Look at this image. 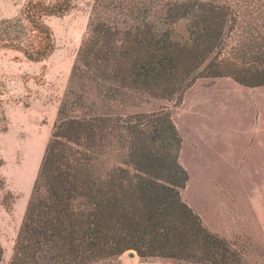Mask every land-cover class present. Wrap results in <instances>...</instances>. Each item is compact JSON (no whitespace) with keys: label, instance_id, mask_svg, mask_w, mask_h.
I'll return each mask as SVG.
<instances>
[{"label":"trees","instance_id":"16d2710c","mask_svg":"<svg viewBox=\"0 0 264 264\" xmlns=\"http://www.w3.org/2000/svg\"><path fill=\"white\" fill-rule=\"evenodd\" d=\"M72 2L29 0L16 20L19 34L8 25L0 49L47 59L55 44L45 20L67 14ZM89 2L66 92L73 102L58 111L9 264H93L131 251L241 264L181 197L188 173L171 113L114 107L141 97L179 103L200 79L264 86V0ZM2 256L0 245V263Z\"/></svg>","mask_w":264,"mask_h":264},{"label":"rangeland","instance_id":"374dc122","mask_svg":"<svg viewBox=\"0 0 264 264\" xmlns=\"http://www.w3.org/2000/svg\"><path fill=\"white\" fill-rule=\"evenodd\" d=\"M28 1L0 0V38H7L8 25L11 36L19 34L22 23L16 20ZM90 9L89 0H73L67 14L45 20L55 49L41 62L0 49V264L12 258L58 111L63 102H73L66 92L87 36ZM91 101L96 103L94 95ZM116 107L118 113L161 108L171 113L182 138L179 163L188 173L183 201L212 233L230 243L241 264H264V86L247 88L229 78L200 79L179 103H144L141 97ZM93 264L193 263L125 253Z\"/></svg>","mask_w":264,"mask_h":264},{"label":"water","instance_id":"95a60500","mask_svg":"<svg viewBox=\"0 0 264 264\" xmlns=\"http://www.w3.org/2000/svg\"><path fill=\"white\" fill-rule=\"evenodd\" d=\"M134 255H135V252H133V251H131V252L128 253V256L129 257H134Z\"/></svg>","mask_w":264,"mask_h":264}]
</instances>
